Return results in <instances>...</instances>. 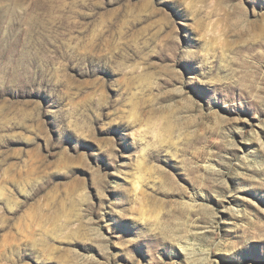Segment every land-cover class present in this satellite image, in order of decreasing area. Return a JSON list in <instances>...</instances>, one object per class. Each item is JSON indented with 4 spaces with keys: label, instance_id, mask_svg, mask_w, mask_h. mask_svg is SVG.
<instances>
[{
    "label": "rangeland",
    "instance_id": "obj_1",
    "mask_svg": "<svg viewBox=\"0 0 264 264\" xmlns=\"http://www.w3.org/2000/svg\"><path fill=\"white\" fill-rule=\"evenodd\" d=\"M0 264H264V0H0Z\"/></svg>",
    "mask_w": 264,
    "mask_h": 264
},
{
    "label": "bare ground",
    "instance_id": "obj_2",
    "mask_svg": "<svg viewBox=\"0 0 264 264\" xmlns=\"http://www.w3.org/2000/svg\"><path fill=\"white\" fill-rule=\"evenodd\" d=\"M184 249V248H183Z\"/></svg>",
    "mask_w": 264,
    "mask_h": 264
}]
</instances>
